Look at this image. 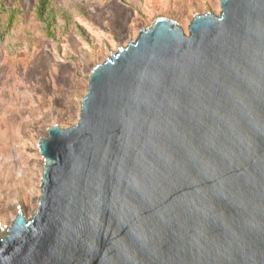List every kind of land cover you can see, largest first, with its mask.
Returning a JSON list of instances; mask_svg holds the SVG:
<instances>
[{
    "label": "water",
    "instance_id": "95a60500",
    "mask_svg": "<svg viewBox=\"0 0 264 264\" xmlns=\"http://www.w3.org/2000/svg\"><path fill=\"white\" fill-rule=\"evenodd\" d=\"M37 146L0 264H264V0L155 19Z\"/></svg>",
    "mask_w": 264,
    "mask_h": 264
},
{
    "label": "rangeland",
    "instance_id": "374dc122",
    "mask_svg": "<svg viewBox=\"0 0 264 264\" xmlns=\"http://www.w3.org/2000/svg\"><path fill=\"white\" fill-rule=\"evenodd\" d=\"M18 15L0 39V228L37 208L44 158L37 146L53 125L76 123L92 68L157 18L184 32L220 0H51L49 26L37 0H1Z\"/></svg>",
    "mask_w": 264,
    "mask_h": 264
},
{
    "label": "trees",
    "instance_id": "16d2710c",
    "mask_svg": "<svg viewBox=\"0 0 264 264\" xmlns=\"http://www.w3.org/2000/svg\"><path fill=\"white\" fill-rule=\"evenodd\" d=\"M51 0H37L36 2V15L39 20H42L46 26L52 22L49 10L51 9ZM18 15L15 9L6 8L0 0V39L9 32L15 22L17 21Z\"/></svg>",
    "mask_w": 264,
    "mask_h": 264
}]
</instances>
